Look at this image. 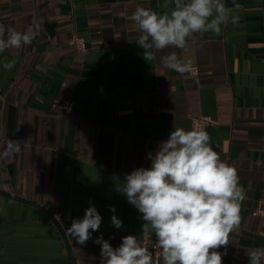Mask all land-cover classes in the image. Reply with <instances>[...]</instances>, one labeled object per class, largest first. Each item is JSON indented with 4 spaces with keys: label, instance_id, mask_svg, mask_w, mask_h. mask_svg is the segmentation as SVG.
I'll use <instances>...</instances> for the list:
<instances>
[{
    "label": "crops",
    "instance_id": "crops-1",
    "mask_svg": "<svg viewBox=\"0 0 264 264\" xmlns=\"http://www.w3.org/2000/svg\"><path fill=\"white\" fill-rule=\"evenodd\" d=\"M163 3L0 0V24L20 32L42 26L31 45L0 53V151L10 139L23 141L19 154L0 159V191L30 203L0 194V264H101L96 237L113 248L127 235L140 242L155 237L142 232V214L119 191L124 180L114 174L149 168L148 153L173 126L190 130V119L199 116L213 120L205 129L211 146L237 169L246 196L223 264H249L248 250L264 247V225L251 215L264 198V0H236L239 9L225 0L238 24L156 53L175 51L197 68L196 76L146 62L135 42L131 14L138 6L170 11ZM75 36L85 52L75 49ZM13 59L15 67L5 70L3 62ZM61 98L73 101L70 112L52 108ZM89 206L102 223L80 245L66 229ZM113 215L122 228L112 225Z\"/></svg>",
    "mask_w": 264,
    "mask_h": 264
},
{
    "label": "clouds",
    "instance_id": "clouds-1",
    "mask_svg": "<svg viewBox=\"0 0 264 264\" xmlns=\"http://www.w3.org/2000/svg\"><path fill=\"white\" fill-rule=\"evenodd\" d=\"M232 5L241 7L236 0H232ZM160 7L171 10L157 13L138 6L131 14L138 32L135 42L143 49L146 62L158 60L164 68L180 74L192 71L191 61L182 60L175 51L159 58L156 53L169 48L184 49L194 34L211 32L219 36L222 25L240 21L225 0H164ZM41 28L36 23L20 32L0 24V53L31 45ZM15 65V59L3 62L7 71ZM210 140L202 128L185 130L173 126L168 139L159 143L154 154L148 153L151 166L126 174L119 189L142 214V232L154 233L162 264H223L230 234L239 229L245 192L239 185L237 169L220 159ZM22 143L8 140L0 151V159L19 154ZM109 211L115 213L116 209L109 206ZM101 223L102 216L89 206L82 219L72 220L66 235L84 245ZM111 223L117 229L123 226L115 215ZM94 243L101 246V264H153V252L136 236L122 237L116 248L103 235L96 237ZM222 247L223 253L218 251ZM247 257L249 264H262L264 247L248 250Z\"/></svg>",
    "mask_w": 264,
    "mask_h": 264
},
{
    "label": "built area",
    "instance_id": "built-area-1",
    "mask_svg": "<svg viewBox=\"0 0 264 264\" xmlns=\"http://www.w3.org/2000/svg\"><path fill=\"white\" fill-rule=\"evenodd\" d=\"M73 45L77 51L85 52L86 51V45L82 38L79 37H73ZM197 68L192 67V71L188 74H191L193 76L197 75ZM73 107V101L69 98H61L59 101H56L52 104L53 109H57L63 113H68L71 111ZM213 123V120L209 116H199V117H192L190 119V125L191 129L193 128H202L206 129L208 126H210ZM117 178L125 179V176L120 175L118 173L114 174ZM251 215L253 217H257L260 219L262 225H264V198H261L258 202L256 207L251 211ZM142 245L149 246L151 251L153 252V259L154 264H158V259L160 257L161 249L156 247V239L155 237L145 236L141 240ZM264 264V262H262Z\"/></svg>",
    "mask_w": 264,
    "mask_h": 264
},
{
    "label": "water",
    "instance_id": "water-1",
    "mask_svg": "<svg viewBox=\"0 0 264 264\" xmlns=\"http://www.w3.org/2000/svg\"><path fill=\"white\" fill-rule=\"evenodd\" d=\"M0 194L3 195V196H5V197H10V198L16 199V200H18V201H21V202H24V203L30 205V203H28L27 201H23V200H21V199H17L16 197H12V196H10V195L7 194V193H3L2 191H0ZM48 216H49V215H48ZM49 218H50V219L54 222V224L56 225V227H57V229H58V231H59V233H60V235H61V237H62V239H63V242H64V244H65V246H66V248H67V251H68L69 255L71 256L72 261L74 262V259H73V256H72V253H71V250H70V248H69V245H68V243H67V241H66V239H65V237H64V235H63V233L61 232V230H60V228H59V225H58V224L52 219V217L49 216Z\"/></svg>",
    "mask_w": 264,
    "mask_h": 264
}]
</instances>
